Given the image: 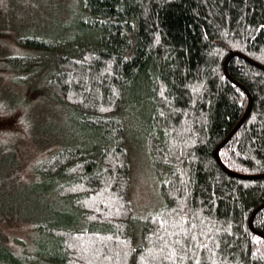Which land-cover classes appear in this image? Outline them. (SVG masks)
Returning a JSON list of instances; mask_svg holds the SVG:
<instances>
[{"label": "trees", "instance_id": "16d2710c", "mask_svg": "<svg viewBox=\"0 0 264 264\" xmlns=\"http://www.w3.org/2000/svg\"><path fill=\"white\" fill-rule=\"evenodd\" d=\"M70 6L58 34L23 36L18 42L31 51L5 57L18 85L66 108L77 136L34 164L29 185L50 197L53 212L36 219L28 252L0 241V264H144L141 256L152 264L146 250L166 247L164 240L178 249V236L195 243L180 228L207 245L196 249L200 264H264V237L249 226L261 205L252 226L264 234V70L238 54L227 72L252 103L218 156L235 173L260 176L232 175L214 157L248 104L225 75V58L240 52L264 66V0ZM142 149L159 204L137 215L131 155ZM184 250V264H194ZM155 264L180 260L158 256Z\"/></svg>", "mask_w": 264, "mask_h": 264}, {"label": "rangeland", "instance_id": "374dc122", "mask_svg": "<svg viewBox=\"0 0 264 264\" xmlns=\"http://www.w3.org/2000/svg\"><path fill=\"white\" fill-rule=\"evenodd\" d=\"M73 1L0 0V241L16 252L31 249L36 219L53 212L45 206L50 197L35 195L29 185L34 164L77 135L62 117L66 108L42 96L41 89L30 92L18 85L20 74L9 71L5 57L31 51L18 42L23 36L58 34L70 19ZM131 159L132 207L141 215L159 204L156 183L143 149L132 152ZM39 204L47 214H40Z\"/></svg>", "mask_w": 264, "mask_h": 264}, {"label": "snow or ice", "instance_id": "6c2138e0", "mask_svg": "<svg viewBox=\"0 0 264 264\" xmlns=\"http://www.w3.org/2000/svg\"><path fill=\"white\" fill-rule=\"evenodd\" d=\"M110 71V69H108ZM161 95H163V93H161ZM161 115H164L163 112L160 113ZM115 211V210H114ZM117 215H119L120 213L117 211L116 212ZM155 218V217H153ZM187 217H185L184 215H181L179 218V223H183V221L186 219ZM159 223L163 224H167V220H160ZM179 232L183 233L185 236H190L191 241L195 242L193 243H188L187 241H183L179 236L177 237V239L175 240V244L176 245H181L183 244L184 247L182 248H177L175 246H173V243H169L167 240H164V244L166 247L164 248H155V249H147L146 251L151 255V260H152V264H155L156 259L158 256H163V258L167 261H173L176 259L180 260V264H184V259H187V253L185 252V248L190 249L194 256V264H200V258H199V253L197 252V247L199 248H206L207 245L206 244H202L197 240L196 234L194 232H192L190 229H186V228H180ZM169 235H172L173 233H168ZM161 235H163V233H161ZM201 235H203V233H201ZM97 236H99V233H97ZM118 239V238H117ZM252 239L255 241H260V237L258 236H252ZM216 247H219L218 244L215 245ZM74 247V245H73ZM259 251V250H257ZM155 253V255H152V253ZM128 254V250L127 248L124 250L123 255H127ZM264 255V254H262ZM111 257H109L110 259ZM141 261H144V264H149V261L146 259L145 256H141L140 257ZM213 264H215V262H213Z\"/></svg>", "mask_w": 264, "mask_h": 264}, {"label": "water", "instance_id": "95a60500", "mask_svg": "<svg viewBox=\"0 0 264 264\" xmlns=\"http://www.w3.org/2000/svg\"><path fill=\"white\" fill-rule=\"evenodd\" d=\"M234 54H238V55H241L243 57H245L248 61L252 62L253 64L257 65L258 67L262 68L264 70V66L251 60L250 58H248L247 56H245L244 54L240 53V52H231L224 60V65H223V70H224V73L225 75L228 76L229 79H231L232 81H234L247 95L248 97V104H247V107L242 115V117L240 118V120L237 122V124L232 128V130L228 133V135L215 147L214 149V157L215 159L217 160V162L219 163V165L225 170L227 171L228 173L232 174V175H238V176H242L244 178H256V177H259L260 175H241V174H238V173H235L231 170H229L220 160L219 156H218V149L231 137V135L233 134V132L242 124V122L244 121V119L246 118L247 114L249 113V110H250V107H251V103H252V98H251V95L249 94V92L247 91V89L239 84L237 81L233 80L229 75H228V72H227V62L229 60V58L234 55ZM261 207V205H259L258 207H256L251 215V217L249 218V226L250 228L252 229V231H254L255 233L259 234L260 236H263L264 237V234L255 230L252 226V219H253V215L255 213L256 210H258L259 208Z\"/></svg>", "mask_w": 264, "mask_h": 264}, {"label": "bare ground", "instance_id": "6f19581e", "mask_svg": "<svg viewBox=\"0 0 264 264\" xmlns=\"http://www.w3.org/2000/svg\"><path fill=\"white\" fill-rule=\"evenodd\" d=\"M254 232V231H253ZM263 237V236H262Z\"/></svg>", "mask_w": 264, "mask_h": 264}]
</instances>
